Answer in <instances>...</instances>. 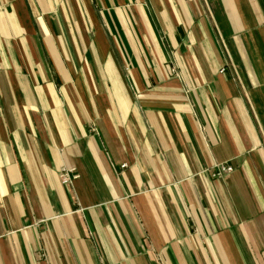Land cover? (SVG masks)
Segmentation results:
<instances>
[{
	"label": "crops",
	"instance_id": "crops-1",
	"mask_svg": "<svg viewBox=\"0 0 264 264\" xmlns=\"http://www.w3.org/2000/svg\"><path fill=\"white\" fill-rule=\"evenodd\" d=\"M0 264H264V0H0Z\"/></svg>",
	"mask_w": 264,
	"mask_h": 264
},
{
	"label": "built area",
	"instance_id": "built-area-1",
	"mask_svg": "<svg viewBox=\"0 0 264 264\" xmlns=\"http://www.w3.org/2000/svg\"><path fill=\"white\" fill-rule=\"evenodd\" d=\"M218 167H219V170L215 174V176H221L222 174L229 173V172L233 171V167L227 163L220 164ZM72 171L73 170H68V171L64 172V174L62 176L63 183H65V184L70 183L72 178L78 177L77 175H74V176L70 175V173Z\"/></svg>",
	"mask_w": 264,
	"mask_h": 264
}]
</instances>
